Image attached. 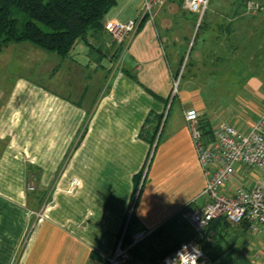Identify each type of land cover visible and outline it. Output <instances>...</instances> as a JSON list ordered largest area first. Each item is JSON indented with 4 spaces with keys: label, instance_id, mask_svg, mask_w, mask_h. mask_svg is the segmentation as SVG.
Here are the masks:
<instances>
[{
    "label": "crops",
    "instance_id": "0c3cea01",
    "mask_svg": "<svg viewBox=\"0 0 264 264\" xmlns=\"http://www.w3.org/2000/svg\"><path fill=\"white\" fill-rule=\"evenodd\" d=\"M142 4L117 0L103 30L76 41L65 58L27 42L1 49L0 264H107L128 228L154 229L156 239L178 234L167 250L196 238L188 223L172 233L166 227L205 185L184 112L195 109L211 129L226 121L247 130L264 110V54L249 66L231 54L226 32L189 37L194 23L183 0L155 6L151 18L139 16ZM137 16L121 43L106 32ZM187 46L180 112L170 116L172 76ZM25 48L43 54V70L28 75L4 65ZM77 68L84 82L72 81ZM149 116H162L152 145L140 135ZM261 176L239 167L232 185L252 186ZM230 227L219 230L223 249L206 254L209 264H264V238L244 224ZM142 263L131 256L126 264Z\"/></svg>",
    "mask_w": 264,
    "mask_h": 264
},
{
    "label": "built area",
    "instance_id": "2783aa9c",
    "mask_svg": "<svg viewBox=\"0 0 264 264\" xmlns=\"http://www.w3.org/2000/svg\"><path fill=\"white\" fill-rule=\"evenodd\" d=\"M162 1L143 0L139 16L146 15L151 18L153 8ZM208 3L209 0H183L184 9L197 17L196 29L204 17ZM247 6L252 8L256 4L249 1ZM139 16L125 22L111 23L106 27V32L114 42L121 43L126 35L135 31ZM186 59L184 58L181 67L172 76L171 100L177 93ZM184 121L205 177V185L198 197L177 213L181 220L193 227L197 238L202 237L204 229L217 218L232 226L244 224L251 233L264 238V176L256 178L252 186L232 185L239 167L264 171V110L245 131L226 121L218 122L211 129L212 139L209 140H206L199 128V114L195 109H187L184 112ZM153 231L154 229H140L132 235L129 243L123 242V233L107 257V264H126L131 258L130 250L149 237ZM197 241H183L161 258L142 264H166V261L176 258L177 252L182 251L184 245L187 246L184 250L187 264H191L199 252L197 264H209L210 258ZM194 247H198L195 253ZM174 264H181L179 257L175 259Z\"/></svg>",
    "mask_w": 264,
    "mask_h": 264
},
{
    "label": "trees",
    "instance_id": "16d2710c",
    "mask_svg": "<svg viewBox=\"0 0 264 264\" xmlns=\"http://www.w3.org/2000/svg\"><path fill=\"white\" fill-rule=\"evenodd\" d=\"M116 1L117 0H0V51L10 43L27 42L44 51L53 52L60 58H65L68 56L76 41L86 38L90 33L92 35L100 33L103 30V17ZM202 20L196 29V34L202 26ZM196 34L194 37H198ZM191 49L192 47L190 51ZM189 55L190 52L186 59L185 69L188 65ZM183 60L184 57L181 59L180 65ZM177 71L174 74H176ZM184 73L185 72H183L182 77ZM161 118L162 116H160V118L157 117V120L154 121L149 116L144 123V127L140 131V135L149 141L151 145L158 132ZM199 128L206 140L212 139L211 128L200 118ZM228 226H230V224L221 218L212 220L204 229L202 237L197 238L203 249H212V244L217 246L216 239L220 234L219 230L227 228ZM162 230L163 229H161V231ZM157 233L158 232L153 231L149 237L136 244L130 250L131 256H135L142 262H153L167 254L181 242L186 241V238L177 241L170 250H152L151 242L153 238L154 240L157 238ZM132 235L133 233H131L130 229H126L123 242L129 243ZM219 248H221V250L223 249L222 247ZM213 255L216 256L217 253ZM212 256L210 258H212Z\"/></svg>",
    "mask_w": 264,
    "mask_h": 264
},
{
    "label": "rangeland",
    "instance_id": "374dc122",
    "mask_svg": "<svg viewBox=\"0 0 264 264\" xmlns=\"http://www.w3.org/2000/svg\"><path fill=\"white\" fill-rule=\"evenodd\" d=\"M167 0H163L164 3ZM181 1V0H178ZM249 1H253L256 6L249 8L247 3ZM184 9V8H183ZM188 17H193L190 19L195 25L190 28L189 37H194L196 34V22L197 17L188 11H186ZM23 15V14H20ZM187 20L186 17H184ZM189 20V23H191ZM226 32L228 36V42L231 43L232 49L230 48L231 54L238 55V58L244 60L248 64L252 61V58L256 57V52L258 54H264V0H209L208 7L204 14L202 20V26L200 30H198L196 36L198 37H219ZM259 49L257 50V48ZM20 53H14L11 60H5V66L8 65L10 67L9 71L16 72L18 71L21 74H33L34 68L35 70L42 68L37 67L39 63H42V59L46 60L43 54L32 48L29 49H20ZM23 50V51H22ZM184 57L187 58L188 53L190 52V46H187L184 51ZM255 56V57H253ZM235 58V57H234ZM257 58V57H256ZM230 62L236 65H240L241 61H235V59H231ZM229 62V63H230ZM231 63V64H232ZM47 67H50V70L53 67L57 66L56 60L52 59L51 63L46 64ZM250 66V64H249ZM181 67V65H180ZM28 74V75H29ZM72 81L74 78L78 82H84L85 78L83 73L77 68L76 72L72 73ZM41 78V76H40ZM41 81V79H39ZM184 76L179 82V87L177 88V93L175 97L171 100V96L168 99V103L165 108V114L169 113L170 116L174 114H179V105L178 99L180 97V93L182 87H184ZM77 82V83H78ZM153 148L149 154V160L152 158L154 152ZM147 170V166L145 171ZM255 171H261L256 168ZM264 172V171H262ZM146 173V172H145ZM186 222L182 221L180 215L177 214L170 219L168 222L169 231L171 233L177 228L179 231L182 229L185 230L187 228L185 226ZM166 229V228H165ZM228 229H232L228 226ZM168 231V232H169ZM175 234H163L158 239H155L151 242V247L156 245V242H159L160 248L157 251H162L165 249L164 245L172 244L174 239L178 236ZM178 239V237H177ZM191 240L197 241L196 238H192ZM179 241V240H178ZM199 242V241H197ZM146 244V243H145ZM212 249L204 250L208 255H213L220 252V248L214 244H212ZM164 247V248H163ZM162 248V249H161Z\"/></svg>",
    "mask_w": 264,
    "mask_h": 264
},
{
    "label": "clouds",
    "instance_id": "9594fccd",
    "mask_svg": "<svg viewBox=\"0 0 264 264\" xmlns=\"http://www.w3.org/2000/svg\"><path fill=\"white\" fill-rule=\"evenodd\" d=\"M182 249H183L182 251L177 252L176 258L177 257L180 258L181 264H187V262L184 259V250L187 249V246L186 245L182 246ZM197 249H198V247H194V253L196 252ZM199 255H200V252H199ZM198 256L196 257V259H194V260L191 261V264H197ZM175 259L166 261V264H174Z\"/></svg>",
    "mask_w": 264,
    "mask_h": 264
}]
</instances>
